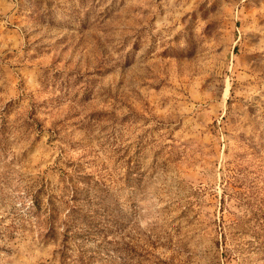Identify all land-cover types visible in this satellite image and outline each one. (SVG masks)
I'll use <instances>...</instances> for the list:
<instances>
[{
    "label": "rangeland",
    "instance_id": "rangeland-1",
    "mask_svg": "<svg viewBox=\"0 0 264 264\" xmlns=\"http://www.w3.org/2000/svg\"><path fill=\"white\" fill-rule=\"evenodd\" d=\"M0 264H264V0H0Z\"/></svg>",
    "mask_w": 264,
    "mask_h": 264
},
{
    "label": "trees",
    "instance_id": "trees-1",
    "mask_svg": "<svg viewBox=\"0 0 264 264\" xmlns=\"http://www.w3.org/2000/svg\"><path fill=\"white\" fill-rule=\"evenodd\" d=\"M41 191H37L33 194L32 196V208L35 210H40L41 209V197H40ZM46 215H47V221H48V226H47V233H52L56 229V219L55 216L57 214L56 208L53 206V202L51 201L50 198H46Z\"/></svg>",
    "mask_w": 264,
    "mask_h": 264
}]
</instances>
